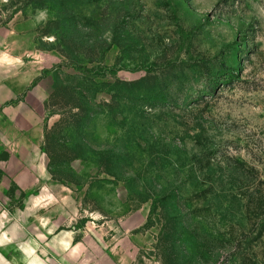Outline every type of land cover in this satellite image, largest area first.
<instances>
[{
    "label": "rangeland",
    "instance_id": "rangeland-1",
    "mask_svg": "<svg viewBox=\"0 0 264 264\" xmlns=\"http://www.w3.org/2000/svg\"><path fill=\"white\" fill-rule=\"evenodd\" d=\"M21 72L51 177L0 264H264V0H0Z\"/></svg>",
    "mask_w": 264,
    "mask_h": 264
},
{
    "label": "crops",
    "instance_id": "crops-1",
    "mask_svg": "<svg viewBox=\"0 0 264 264\" xmlns=\"http://www.w3.org/2000/svg\"><path fill=\"white\" fill-rule=\"evenodd\" d=\"M29 87L31 80L24 72L0 76V132L7 136V140L0 139V195L7 199L12 190L15 198L27 193L26 203L34 196L30 194L44 193L51 177L44 151L48 93L39 86Z\"/></svg>",
    "mask_w": 264,
    "mask_h": 264
},
{
    "label": "clouds",
    "instance_id": "clouds-1",
    "mask_svg": "<svg viewBox=\"0 0 264 264\" xmlns=\"http://www.w3.org/2000/svg\"><path fill=\"white\" fill-rule=\"evenodd\" d=\"M46 17V11H40L39 13H38V19H43V18H45Z\"/></svg>",
    "mask_w": 264,
    "mask_h": 264
},
{
    "label": "trees",
    "instance_id": "trees-1",
    "mask_svg": "<svg viewBox=\"0 0 264 264\" xmlns=\"http://www.w3.org/2000/svg\"><path fill=\"white\" fill-rule=\"evenodd\" d=\"M46 137V136H45ZM44 151H45V147H44ZM48 168H49V165H48Z\"/></svg>",
    "mask_w": 264,
    "mask_h": 264
}]
</instances>
